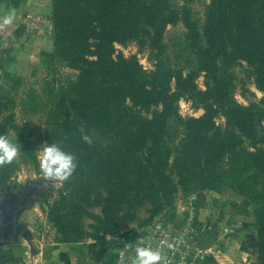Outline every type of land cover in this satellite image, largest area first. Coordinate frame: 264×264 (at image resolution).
I'll use <instances>...</instances> for the list:
<instances>
[{"label": "trees", "instance_id": "obj_1", "mask_svg": "<svg viewBox=\"0 0 264 264\" xmlns=\"http://www.w3.org/2000/svg\"><path fill=\"white\" fill-rule=\"evenodd\" d=\"M51 1L55 53L78 75L65 99L72 118H61L58 138L48 142L74 157L69 177L97 190L102 236L119 235L120 199L148 202L157 213L172 204L178 187L183 192L226 190L251 202L258 264H264V100L240 105L219 74V66L245 61L264 95V0H209L201 30L187 7L198 0H183L182 6L175 3L179 0ZM179 21L187 30L184 45L194 66L185 74L181 68L169 71L173 89L144 71L135 57L115 53L114 43L136 40L158 60L165 53L166 27ZM199 73L204 91L195 85ZM182 98L203 114L182 118ZM218 117L223 126L216 123ZM172 122L182 129L174 149L166 141ZM115 133L124 137L119 159L127 162L117 160L121 164L113 166L92 147L103 150L106 143L94 137ZM0 134H6L2 123ZM16 167L14 161L0 167V187ZM126 177L129 182L121 183Z\"/></svg>", "mask_w": 264, "mask_h": 264}, {"label": "rangeland", "instance_id": "obj_2", "mask_svg": "<svg viewBox=\"0 0 264 264\" xmlns=\"http://www.w3.org/2000/svg\"><path fill=\"white\" fill-rule=\"evenodd\" d=\"M182 1L175 3L182 6ZM208 4L209 0H198L187 6L199 30L203 26L204 10ZM40 6V11L26 13L33 17L39 16L40 21L24 22L26 14L22 15L17 35H11L7 29L0 30V123L5 125L9 139L21 145L20 153L14 160L16 171L0 187V194L28 185L40 188L36 196L16 215L12 244L0 248V256L2 252L10 251L9 260L19 259L18 264H26L24 258H30L31 264H43L42 258L47 256L41 254V245L52 248L58 244L103 242L107 237H113L102 236L100 231L101 208L93 193L97 190H88L79 179L71 177L66 180L45 178L39 167L42 145H49L48 139L60 134L56 127L58 121L72 118L73 112L65 109V99L69 97L67 92L78 75L55 53L52 1L42 0ZM186 32L180 21L168 25L163 34L165 53L158 60L151 56L144 42H116L113 47L115 53H121L125 58L135 57L144 71L150 75L156 73L158 81L163 84L169 82L173 89L174 80L169 77V71L181 68L185 74L194 66L193 56L184 45ZM11 36L15 39H11ZM219 67V74L231 85V95L237 103L242 106L261 104L264 95L256 87L253 72L245 61L234 60L229 65ZM195 85L198 90H205L203 73L198 74ZM178 113L184 119L198 118L203 110L193 107L190 101L182 98L178 102ZM216 123L223 126L224 119L218 117ZM171 126L166 141L174 149L182 136V129L174 122ZM262 127L264 131V121ZM94 140L106 143L103 150L100 146L92 147V150L110 158L111 165L121 164L118 161L127 162L119 159V153L124 154L120 148L124 140L122 134L96 135ZM129 180V177L123 178L121 183L127 184ZM118 204L116 230L119 235L145 222L149 224L168 220L174 225L194 227L205 248L212 244L222 250L227 249L230 242L234 246L242 242V251H247L246 258L258 264L254 208L251 202L229 191L183 192L178 187L172 204L164 206L157 213L150 203L134 198L130 202L120 199ZM239 225H250L252 229L245 234ZM202 226L206 232L203 236L199 230ZM98 238H103V241ZM114 248L115 245L111 244L112 260Z\"/></svg>", "mask_w": 264, "mask_h": 264}, {"label": "crops", "instance_id": "obj_3", "mask_svg": "<svg viewBox=\"0 0 264 264\" xmlns=\"http://www.w3.org/2000/svg\"><path fill=\"white\" fill-rule=\"evenodd\" d=\"M41 1L42 0H0V17H3L11 11L15 12L14 23L6 28L11 35H17L19 33V23L22 15L30 11H40ZM145 223L140 227L137 226L134 230L123 232L117 237H107L103 242L87 241L76 244H58L52 248L41 245V254H43V256L46 254L47 256L42 258L43 264H115L110 252L111 244H115L118 239L127 238L131 233L141 231L148 224ZM236 225L237 224H235V226ZM189 226L196 231L194 227L191 225ZM239 228H241L240 230L245 234H248L252 229L250 225L244 227L239 225ZM199 230L202 231V236L206 235L203 226ZM232 244L233 242H230L227 249L223 248L222 250L215 245L208 244L209 247L207 246V248L209 252L199 264H253L252 260L249 261V259L246 258V256H248L247 251H242V247H244L242 242L236 244V246H234V244L232 246ZM241 244L243 246H241ZM25 254L29 255L27 252H25ZM10 256V251L2 252L0 264H18L19 259L10 261ZM29 259L30 258H24L26 264H31Z\"/></svg>", "mask_w": 264, "mask_h": 264}, {"label": "built area", "instance_id": "obj_4", "mask_svg": "<svg viewBox=\"0 0 264 264\" xmlns=\"http://www.w3.org/2000/svg\"><path fill=\"white\" fill-rule=\"evenodd\" d=\"M23 20L40 21V17L26 14ZM114 245L115 264H133L136 248L141 246L159 251L161 264H199L208 253L200 235L189 225H174L168 220L149 223Z\"/></svg>", "mask_w": 264, "mask_h": 264}, {"label": "clouds", "instance_id": "obj_5", "mask_svg": "<svg viewBox=\"0 0 264 264\" xmlns=\"http://www.w3.org/2000/svg\"><path fill=\"white\" fill-rule=\"evenodd\" d=\"M14 20V11L0 17V30L11 26ZM10 38L15 39L14 36ZM83 139L91 143L87 136H84ZM20 148L21 145L10 140L8 134H0V167H3L5 164H12L18 157ZM39 167L45 178L66 180L75 169L74 157L62 151L56 144H44L39 156ZM161 261L162 256L159 251L146 246L136 248L133 264H161Z\"/></svg>", "mask_w": 264, "mask_h": 264}, {"label": "water", "instance_id": "obj_6", "mask_svg": "<svg viewBox=\"0 0 264 264\" xmlns=\"http://www.w3.org/2000/svg\"><path fill=\"white\" fill-rule=\"evenodd\" d=\"M11 201L13 202L10 198L0 199V248L12 244L15 217L22 209L16 208L15 205L12 206Z\"/></svg>", "mask_w": 264, "mask_h": 264}, {"label": "flooded vegetation", "instance_id": "obj_7", "mask_svg": "<svg viewBox=\"0 0 264 264\" xmlns=\"http://www.w3.org/2000/svg\"><path fill=\"white\" fill-rule=\"evenodd\" d=\"M40 188L35 185H28L25 187H18L14 190L6 191L5 193L0 194V199L10 198L11 205H15L16 208H23L29 202L30 199L34 198L39 192ZM15 203V204H14Z\"/></svg>", "mask_w": 264, "mask_h": 264}]
</instances>
